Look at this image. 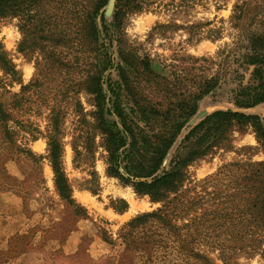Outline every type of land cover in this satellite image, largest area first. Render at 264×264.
<instances>
[{
	"label": "trees",
	"instance_id": "obj_1",
	"mask_svg": "<svg viewBox=\"0 0 264 264\" xmlns=\"http://www.w3.org/2000/svg\"><path fill=\"white\" fill-rule=\"evenodd\" d=\"M108 1L0 0V19H16L21 33L18 50L36 61L35 77L22 83L20 70L0 43V187L5 188L9 181L4 161L34 156L29 140L43 132L24 114L46 112L45 156L53 170L55 189L74 214L87 215L73 197L63 163L68 133L65 123L72 113L73 162H86L91 168L88 187L94 192L99 189L94 168L99 153L108 176L130 185L137 195L161 203L156 209L138 213L119 229L121 243L136 254L135 264H156L159 257L172 254L189 264H218L200 245L195 246L211 233L217 236L209 241L218 247L222 264H230V252L235 250L226 247L225 240L250 237L254 243L241 244L239 250L252 255L264 243V159L230 165L239 177L238 222H222L220 219L231 218V211L223 207L215 209L212 223H207L205 213L193 216L194 222L179 221L194 204L186 197L191 189L185 188L190 181L186 167L226 147L228 134L246 124L254 127L264 151V124L259 116L232 109L213 110L186 132L171 167L166 169L164 161L170 149L197 111L198 101L217 85L219 77H205L193 90L184 89L179 79L171 84L157 73L149 57H140L120 45L123 19L145 10L167 14L168 22H158L157 27L187 28L195 41L222 38L226 21L222 17L219 23L196 17L186 27L185 20L182 24L176 21L187 15L195 17L211 5L218 10L228 0H115L110 25L104 15ZM227 21L234 30L235 48L244 49L241 64L256 65L252 73L258 83L236 94L238 106L250 107L264 101V0H235ZM115 44L117 60L112 50ZM15 83H21L19 90H12ZM222 234L228 237L222 239Z\"/></svg>",
	"mask_w": 264,
	"mask_h": 264
},
{
	"label": "rangeland",
	"instance_id": "obj_2",
	"mask_svg": "<svg viewBox=\"0 0 264 264\" xmlns=\"http://www.w3.org/2000/svg\"><path fill=\"white\" fill-rule=\"evenodd\" d=\"M234 1L228 0L218 10L211 5V9L200 11L195 17L187 15L176 21L179 24L186 21V27L196 17L213 19L214 23H219L222 17L226 20L225 29L222 38L217 40L204 38L195 41L190 38L187 28H175L172 25L157 27L158 22L167 23L169 16L155 10L130 13L123 19L120 45L140 57H149L153 69L166 76L171 84L179 79L184 89L193 90L203 78L213 75L219 77L217 85L198 101L197 111L189 118L170 149L164 163L166 169L171 167V160L175 158L178 144L186 132L213 110L232 109L254 113L264 124V101L250 107L236 104V94L257 84L258 79L254 80L252 73L256 65L241 64L240 53L244 49L239 50L232 43L234 30L229 27L227 19ZM114 8H104L109 25L113 21ZM20 38L16 19H0V43L20 70L22 83H28L35 77L36 61L34 56L18 50ZM112 50L117 60L116 44ZM20 86L21 83H15L12 90H19ZM82 99L84 105L90 108L85 97ZM24 117L43 132L38 133L36 139L29 140L28 147L34 156H14L4 161L9 181L5 188L0 187V264H135L136 254L121 243L119 229L138 213L156 209L161 203L152 201L147 195H137L130 185L108 176L99 153L94 165L98 172L99 189L92 191L87 182L91 177V168L86 162L78 165L73 162L74 152L70 144L73 114L70 113L65 123L68 133L64 137L63 163L73 186V197L85 208L87 215L74 214L70 205L58 195L53 170L45 156L46 112L31 110ZM228 139L226 147L217 148L214 153L200 157L186 167L190 181L186 182L185 188L191 187L186 197L194 200V204L179 223L194 222L193 216L203 213L208 219L207 223H212L215 221L212 220L215 209L221 207L231 211V218L220 219L222 222L227 224L240 220L239 196L236 193L239 177L235 167L230 165L263 160L264 151L251 124L235 127L228 134ZM226 165L227 169L217 175ZM195 222L198 223V220ZM104 235L112 240H106ZM216 237L211 233L209 238L206 237L200 244L195 243V246L200 245L201 251L222 264L218 247L209 241ZM226 237L228 235H221L222 239ZM225 242L226 247L235 249L230 252V264H264V243L260 250L247 255L240 252L239 246L254 243L250 237L243 241L229 239ZM174 255L162 257L163 260L159 257L155 262L189 264Z\"/></svg>",
	"mask_w": 264,
	"mask_h": 264
},
{
	"label": "water",
	"instance_id": "obj_3",
	"mask_svg": "<svg viewBox=\"0 0 264 264\" xmlns=\"http://www.w3.org/2000/svg\"><path fill=\"white\" fill-rule=\"evenodd\" d=\"M105 7H107V8L115 7V0H109V1H108V4H107ZM206 115H207V114H206ZM206 115H205V116H206ZM164 163H165V161H164Z\"/></svg>",
	"mask_w": 264,
	"mask_h": 264
}]
</instances>
